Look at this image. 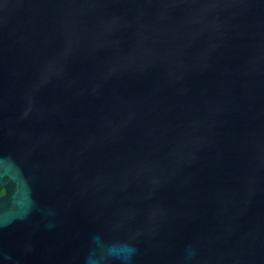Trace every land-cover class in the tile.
<instances>
[{
	"label": "water",
	"instance_id": "1",
	"mask_svg": "<svg viewBox=\"0 0 264 264\" xmlns=\"http://www.w3.org/2000/svg\"><path fill=\"white\" fill-rule=\"evenodd\" d=\"M0 264H264V0H0Z\"/></svg>",
	"mask_w": 264,
	"mask_h": 264
},
{
	"label": "trees",
	"instance_id": "2",
	"mask_svg": "<svg viewBox=\"0 0 264 264\" xmlns=\"http://www.w3.org/2000/svg\"><path fill=\"white\" fill-rule=\"evenodd\" d=\"M3 191V190H2Z\"/></svg>",
	"mask_w": 264,
	"mask_h": 264
}]
</instances>
